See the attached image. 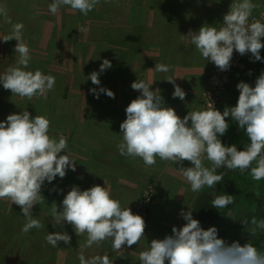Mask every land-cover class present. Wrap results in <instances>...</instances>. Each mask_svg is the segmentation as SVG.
<instances>
[{"label": "rangeland", "instance_id": "1", "mask_svg": "<svg viewBox=\"0 0 264 264\" xmlns=\"http://www.w3.org/2000/svg\"><path fill=\"white\" fill-rule=\"evenodd\" d=\"M50 2L0 0L11 20L9 24L0 18V39L11 33L12 24L22 23L23 40L32 57L27 70L39 69L56 78L51 91L31 100L13 96L0 86V121L23 110L33 117L46 116L50 120L49 134L67 138L76 171L69 170L64 179L58 177L42 187L45 201L32 209L33 216L41 222L39 229L22 232L26 221L20 207L8 198L0 199V264H80L81 249L86 257L107 254L113 264H140V252L147 250L153 240H162L172 235L173 227L184 226L182 209L191 207L193 218L198 220V195L211 189L193 193L177 170L181 164L176 169L180 175L174 178L169 176L170 166L176 165L172 161L157 159L155 165L146 166L139 157L119 154L117 145L122 140L120 125L126 119L125 109L141 94L132 89V83L137 79L147 82L157 73V82L147 83L153 91L160 90L157 94H161L165 106L176 112L181 105L203 110L213 102V107L223 112L236 105L237 85L245 82L254 87L259 75L248 67L251 53L242 56L234 52L230 68L221 71L204 60L185 37L205 24L222 23L233 0H100L86 16L68 6L52 14L48 10ZM253 3L256 7L249 22H264V0ZM85 28L87 31H82ZM16 44L15 40L0 41V73L18 59ZM104 59L111 61L112 68L100 75V86L93 85L87 77L99 70ZM160 63L169 65L170 71H149ZM168 77L176 79L186 92L184 101L172 98L174 86L166 81ZM99 87L113 91L115 98L101 94L97 99L90 89ZM108 160L116 164L110 168ZM203 163L211 166L207 159ZM104 181L112 197L123 206L129 205L146 224L141 241L131 248L125 245L118 252L113 251L111 240L84 248L86 233L77 236L70 224L53 228L51 223L49 207L53 202L60 206L73 186L87 190L95 185L105 187ZM56 231L67 232L70 244H47L48 232ZM249 232H234L221 239L229 245L237 241L242 245L253 239ZM256 235H264V229L256 230Z\"/></svg>", "mask_w": 264, "mask_h": 264}, {"label": "clouds", "instance_id": "2", "mask_svg": "<svg viewBox=\"0 0 264 264\" xmlns=\"http://www.w3.org/2000/svg\"><path fill=\"white\" fill-rule=\"evenodd\" d=\"M100 0H51L48 10L56 14L61 7L68 6L83 15L93 11ZM253 0H233L230 9L223 16V22L215 25L205 24L197 32L185 36L200 56L213 63L221 71L231 66L234 52L240 55L251 53L253 62H264L261 49H264V22L253 20ZM0 18L11 24L7 11L0 6ZM23 24H12L11 33L0 41L17 42L14 52L18 59L0 73V86L10 90L13 96L31 100L51 91L56 83L53 75L41 70H27L32 59L30 48L23 40ZM87 31V29H82ZM184 36V35H183ZM112 68V63L104 59L98 71L87 78L93 85L100 86V75ZM160 73L170 71V66L160 63L154 70ZM166 81L174 86L172 98L185 100L186 92L168 77ZM141 94L125 109L126 119L121 123L122 140L117 145L121 156L142 159L146 166L155 165L157 159L181 164L177 169L189 182L190 190L199 193L204 188L214 189L223 180L217 170L250 169L253 180L264 179V72L257 78L255 86L240 82L235 106L226 107L223 112L213 107L190 110L181 118L172 107L165 106L160 90L137 79L131 85ZM99 99L101 94L115 98V93L104 87L90 89ZM243 129L249 143L243 149L237 144L225 145L223 137L228 129V118ZM50 120L46 116L32 114L23 110L10 114L0 121V199L8 198L20 207L25 223L21 229L28 233L42 227L32 209L45 201L42 187L52 184L58 177L64 179L69 170L76 171V161L68 151V140L60 134H49ZM207 159L211 167H206ZM188 161L191 167H183ZM255 163V166H252ZM105 187L95 185L87 190L73 186L64 196L61 205L55 202L50 208L53 228L70 224L77 236L87 234L84 248L99 246L102 241L111 240L114 252L126 245L131 248L144 237L145 220L133 214L131 208L112 197L107 183ZM63 190H61L62 192ZM215 195V193H213ZM212 207L223 209L234 203L233 196L227 193L215 195ZM62 208V210H61ZM180 216L186 222L182 228L173 227L172 235L151 242L148 249L140 252V264H264V254L248 241L243 246L237 241L230 245L218 238L215 226L204 230L200 222L193 218V209L181 210ZM257 225L256 220H252ZM264 229V223L257 225ZM255 236L256 228L249 232ZM47 244L57 247L60 242L70 244L67 232L56 231L47 234ZM78 259L80 264H113L110 257L93 255L86 257L83 249Z\"/></svg>", "mask_w": 264, "mask_h": 264}, {"label": "trees", "instance_id": "3", "mask_svg": "<svg viewBox=\"0 0 264 264\" xmlns=\"http://www.w3.org/2000/svg\"><path fill=\"white\" fill-rule=\"evenodd\" d=\"M261 56L264 57V49H261ZM253 60L252 57L248 67L260 76L264 72V62H253ZM228 123L229 129L221 137L222 142L225 145L237 144L239 149H243L249 143L245 131L238 129V125L232 122L230 117ZM252 166H255V163ZM217 174H223V180L214 189L201 192L197 198L196 217L202 228L207 230L215 226L218 229V238L225 239L234 232L250 231L254 227L256 230L261 229L257 225L264 223V179L253 180L250 169L241 171L221 167L217 170ZM213 193L215 195L230 194L233 196L234 203L223 209H215L211 203L215 198ZM252 220H256L257 225H253ZM252 238L249 241L261 254H264V235H256Z\"/></svg>", "mask_w": 264, "mask_h": 264}, {"label": "crops", "instance_id": "4", "mask_svg": "<svg viewBox=\"0 0 264 264\" xmlns=\"http://www.w3.org/2000/svg\"><path fill=\"white\" fill-rule=\"evenodd\" d=\"M140 29L142 28V29H145V28H143V26H140L139 27ZM155 81V82H157V73H155V74H153L152 76H151V78H148V81ZM147 81V82H148ZM189 107H183L182 105L180 106V107H178L177 108V114L181 117V118H183L185 115H187V113L190 111L189 109H188ZM111 124V126L113 125L112 123H110ZM111 159H114V158H112L111 157ZM113 161H115V160H111V161H107L109 164H111L110 165V168H111V166L112 165H115L116 163L115 162H113ZM210 165H211V163H210ZM181 166V165H180ZM182 166L183 167H191L192 165H191V163L190 162H188V161H183L182 162ZM211 167V166H210ZM174 168V169H173ZM177 164L176 165H171L170 166V174H172V175H169L170 177H174V178H177V175H180V174H178L177 173ZM133 172V171H132ZM163 202V207H165V202L164 201H162Z\"/></svg>", "mask_w": 264, "mask_h": 264}]
</instances>
